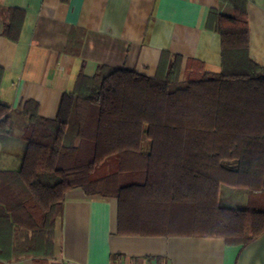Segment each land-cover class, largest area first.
<instances>
[{"label": "trees", "instance_id": "1", "mask_svg": "<svg viewBox=\"0 0 264 264\" xmlns=\"http://www.w3.org/2000/svg\"><path fill=\"white\" fill-rule=\"evenodd\" d=\"M222 1L234 14L212 9L207 19L221 35L222 71L164 52L155 76L82 69L53 118L25 102L22 166L0 170V264L55 256L75 188L117 200L119 235L246 245L264 234V66L250 54L248 1ZM4 77L0 67V92ZM13 129L0 100V137ZM222 186L247 189V205H221Z\"/></svg>", "mask_w": 264, "mask_h": 264}, {"label": "crops", "instance_id": "2", "mask_svg": "<svg viewBox=\"0 0 264 264\" xmlns=\"http://www.w3.org/2000/svg\"><path fill=\"white\" fill-rule=\"evenodd\" d=\"M247 1L250 54L264 66V0ZM233 7L222 0H0V100L14 119L13 132L0 137V170L22 166L25 102L36 101L43 117H55L82 69L93 76L107 64L155 76L169 52L184 65L195 59L222 71L221 35L209 31L207 19L212 9L233 15ZM226 188L221 205H247V189ZM116 229L117 200L75 188L57 218L55 256L4 264H264V234L232 245L218 236H126Z\"/></svg>", "mask_w": 264, "mask_h": 264}, {"label": "rangeland", "instance_id": "3", "mask_svg": "<svg viewBox=\"0 0 264 264\" xmlns=\"http://www.w3.org/2000/svg\"><path fill=\"white\" fill-rule=\"evenodd\" d=\"M145 145H150V140L148 138H146ZM3 154L6 155V150L3 151ZM223 187H224V190H225V189H227L226 187H228V186H223Z\"/></svg>", "mask_w": 264, "mask_h": 264}]
</instances>
